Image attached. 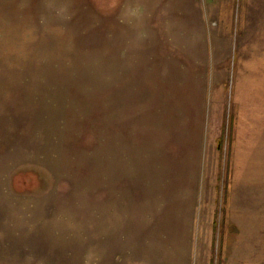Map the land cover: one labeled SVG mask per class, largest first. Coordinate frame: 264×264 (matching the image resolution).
Returning <instances> with one entry per match:
<instances>
[{"label": "rangeland", "instance_id": "374dc122", "mask_svg": "<svg viewBox=\"0 0 264 264\" xmlns=\"http://www.w3.org/2000/svg\"><path fill=\"white\" fill-rule=\"evenodd\" d=\"M0 264H264V0H0Z\"/></svg>", "mask_w": 264, "mask_h": 264}]
</instances>
